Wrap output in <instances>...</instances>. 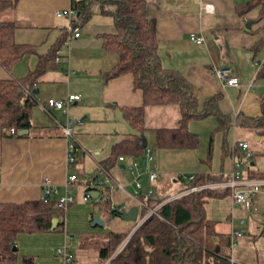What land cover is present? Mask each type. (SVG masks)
I'll use <instances>...</instances> for the list:
<instances>
[{
    "label": "crops",
    "instance_id": "0c3cea01",
    "mask_svg": "<svg viewBox=\"0 0 264 264\" xmlns=\"http://www.w3.org/2000/svg\"><path fill=\"white\" fill-rule=\"evenodd\" d=\"M72 1L0 0V24H14L15 41L34 49L33 54L22 57L10 70L0 66V80L22 79L35 69L39 57L47 54L68 29L70 21H63L57 13L69 9ZM146 1L147 15L157 23L161 65L177 72L191 84L199 110L209 99L217 98L219 111L233 124L228 131L233 145L220 132V136L213 140V157L206 159L208 161L199 159L196 149H160L156 146V132L179 128L183 109L178 104L149 105L145 108L144 132L139 138L143 146L152 151L154 161L147 163L145 154L138 157L121 155L107 169L103 162L112 155L114 146L134 137L116 118L117 111L121 110L124 116L126 108L142 106L144 97L143 92L135 88L132 74L110 77L119 64L117 52L106 46V36L116 33L115 19L105 16L96 22L90 21L80 29L82 34L79 38L67 41L63 46L60 60L56 61L59 68L48 71L36 83L39 104L32 110L29 133L0 139V203L22 204L42 199L57 201L55 196L46 193L43 182L49 179L63 190L68 177L77 176L74 189L78 194L75 203L66 209L65 231L20 234L16 245L17 264H24L25 259L27 264H63L55 253L58 247L70 244L76 233L95 238V229L106 228L109 222L110 229L104 243H107L109 233L130 237L138 229L140 218L137 223L124 221L110 213L108 204L111 208L126 207L125 214L133 207L139 208L147 199L166 203L181 190L180 176H228L235 170L236 158H242L244 154L240 148L235 150L237 142L249 144L247 138L254 134L250 129L235 125V122L239 113L253 117L261 114L264 79H257V72L264 65V46L258 55L254 51L256 45L264 40V22L257 21L260 7L249 9L252 0ZM206 6H212L213 12H206ZM250 21L255 24L248 29L246 26ZM192 35L203 37L205 41H193ZM216 67L233 70L239 86H224L215 73ZM73 94L80 95L81 100L73 102L66 113L54 109L52 117L42 108L49 99L66 101ZM69 119L74 120L75 136L85 150L79 154L72 168L67 166L68 140L60 127ZM195 121L191 120L188 125L193 133L197 132L193 128L197 125ZM239 128L243 131H238ZM225 144L228 145L226 155ZM251 148L249 144V151L253 153ZM121 157L125 160L121 161ZM134 163L138 164L136 175H140L143 186L139 193L130 170ZM253 166L246 168L250 171ZM101 167L107 169L122 188L111 190L107 205L105 202L90 204L85 200V188L89 182L101 177ZM241 168L239 171L243 175ZM151 170L158 173L156 183L150 181ZM243 176L255 180L250 178V174ZM256 178L260 180L264 176ZM149 190H153L154 196L148 197ZM262 196L264 192L252 196L250 208L240 206L234 211L230 196L227 203V197L221 199L224 201L221 202L223 210L220 214L224 212L221 218L213 211L220 199H211L206 207V217L217 222V232L222 235L217 239L220 246L217 251L226 255L231 264H264V213L252 211L259 206L264 208ZM96 205L107 216L106 219L99 216L105 222L104 227L92 226L98 216ZM233 229L245 233L244 237L236 240L234 247L231 246ZM96 264H100L99 258Z\"/></svg>",
    "mask_w": 264,
    "mask_h": 264
},
{
    "label": "trees",
    "instance_id": "16d2710c",
    "mask_svg": "<svg viewBox=\"0 0 264 264\" xmlns=\"http://www.w3.org/2000/svg\"><path fill=\"white\" fill-rule=\"evenodd\" d=\"M257 7H260L257 21L264 22V0H252L248 5L249 9ZM71 8L76 12L71 21L74 29L86 27L96 14L115 19L116 33L106 36V46L109 50L117 52L119 64L110 77L132 74L135 88L141 90L144 97L142 106L124 110V118L134 130L143 134L147 106L178 104L183 109L180 127L158 130V148L198 149L200 139L189 130V122L210 116L217 119L219 132L227 136L233 124L219 111L217 98L209 99L204 108L199 110L191 84L177 72L167 70L161 65L157 23L147 15L146 0H73ZM68 29L47 54L39 57L35 69L26 77L0 80V139L19 137V132L31 129L32 110L39 104L34 86L45 73L59 68L56 62L57 54L68 41ZM15 31L16 26L12 23L0 24V66L8 70L22 57L34 53L31 46L15 41ZM263 46L264 40L256 45V55ZM257 79H264V65L259 68ZM235 125L250 129L257 137L264 139V99L259 116L239 113ZM10 129H14L16 133L7 134ZM212 146L213 139L209 148L210 160ZM146 149L140 138L134 136L115 145L112 155L103 165L110 169L121 155L138 157L145 154ZM224 153L228 154L227 144L224 146ZM243 156L244 154L241 157ZM192 176L194 179L191 181L183 180L180 176L181 190L178 193L186 188L227 180L225 175ZM250 178L259 179L256 176ZM106 195L108 196V192ZM228 196H231L230 189H207L165 203L157 214L150 216L130 237L127 234L109 233L107 243L99 252L100 264H231L226 255L217 251V248H220L217 239L222 237L217 232V222L206 217V207L211 199H223ZM162 202L154 199L146 201L149 207H155ZM107 206L112 215H122L109 204ZM65 213L66 209L58 208L57 201L50 199L22 204L0 203V264H17L18 250L14 251V247L20 234L64 232ZM55 218L59 223L53 230ZM26 262L27 259L24 264H27Z\"/></svg>",
    "mask_w": 264,
    "mask_h": 264
},
{
    "label": "built area",
    "instance_id": "2783aa9c",
    "mask_svg": "<svg viewBox=\"0 0 264 264\" xmlns=\"http://www.w3.org/2000/svg\"><path fill=\"white\" fill-rule=\"evenodd\" d=\"M213 7L212 6H206L205 11L206 12H213ZM76 16L75 10H73L71 7L69 9L60 11L57 13V17H67L70 20V25H69V33L70 37L68 41H72L73 39H77L81 36V30L80 28H72L71 21L72 19ZM191 39L196 42H204L203 37H199L196 35H192ZM60 54L59 52L57 54V59L56 61L59 62L60 60ZM215 73L217 77L223 82L224 86H239V80L238 77L235 75L233 70L231 69H222L219 67L215 68ZM36 88V85L34 86ZM35 91V90H34ZM81 96L80 95H70L66 101H59L55 99H49L46 103V105H43L42 108L52 116V110H60L63 111L64 113L67 112V108L73 104L75 101H80ZM53 117V116H52ZM74 120L69 119L66 125H60L62 128V131L65 135V137L68 140V150H67V166L69 168H72L74 164L77 161V158L80 153L85 152L83 147L79 144L75 132H74ZM16 132L14 129H10L7 131V134L9 135H14ZM238 147L244 152V156L241 158L243 159H251L253 157V154L249 151V144L245 142H240L238 144ZM145 158L146 162L150 163L154 161V155L151 150L146 149L145 151ZM121 161L125 160L123 157L120 158ZM138 164L134 163L131 167L130 170L132 174L135 176L134 177V184L136 188V192L139 193L142 189V183L140 180V175H136V168ZM241 167V164H236L235 165V170L232 171V173L228 174L227 180L223 182H217L213 184H208L204 186H199V187H192V188H186L185 190L181 191L178 193L176 196L172 197L169 199L167 202L178 199L184 195L201 191V190H207V189H219V190H225V189H230L231 190V201H232V210H236L240 206H245L247 208H250L251 206V201L250 198L252 196H255L259 193H263L264 191V179H258V180H251L248 178H245L239 171ZM101 172L100 175L101 177L98 178L96 181L89 182L86 185V194H85V200H92L95 203L99 202H107L109 201V196L106 195L111 192V190L115 187L122 188L118 183L115 182L114 178L112 177L111 173L101 167L100 168ZM149 178L151 183H156L158 180V173L151 170L149 171ZM183 180H193L194 176L192 175H183L182 176ZM77 180L76 175H71L68 177L67 182L63 186V190H61L58 186L53 184L49 179L45 180L43 182V186L45 188V191L48 195H53L57 199V206L58 208L61 209H67V207L73 203H75V197H74V183ZM89 190V191H88ZM91 191H97L100 193L99 198L93 199L90 192ZM154 196L153 190L148 191V197ZM166 202V203H167ZM165 203H160L156 207L150 209V207L147 205L146 202L142 203L140 205L139 209V223H138V228L153 214H157L158 210L164 205ZM113 210H118L120 214H123L126 211V207H112ZM146 209V211H144ZM243 223V222H242ZM231 224H234L233 221H231ZM245 236V233L233 229L231 233V246L234 247L236 244V240L239 238H242ZM57 257H59L63 264H76V259L75 255L73 254L72 250L70 249V246L68 244H65L62 247H59L55 251Z\"/></svg>",
    "mask_w": 264,
    "mask_h": 264
},
{
    "label": "rangeland",
    "instance_id": "374dc122",
    "mask_svg": "<svg viewBox=\"0 0 264 264\" xmlns=\"http://www.w3.org/2000/svg\"><path fill=\"white\" fill-rule=\"evenodd\" d=\"M109 16H107L106 18H108ZM63 21H70L69 18L67 17H62ZM102 18H105V16L103 15H99L96 14L92 17L91 21L92 22H96L97 20H100ZM111 18V17H109ZM113 19V18H112ZM82 34V31H81ZM197 125H195L193 128L195 131V134L198 135L199 139H200V146L198 149L195 150V152H197V154H199V159L201 160H206L209 158V148H210V143L211 140L213 139L214 141L216 140L217 137L220 136V132L218 130V121L215 117L213 118H206L203 120H197L195 121ZM238 131L242 132L243 129L239 128ZM232 135L231 133H228L227 135V142H230V144L232 143ZM258 137L255 134L250 135V137H248V141L250 146L252 147V151H254L253 157L251 159H243L241 160V158L238 156L236 158V163L237 164H241L242 168L241 171L243 173V175H251V176H264V156L262 155V152L264 153V139L261 140V142L258 140H256ZM233 144H231L232 146ZM213 154V153H212ZM213 157V155H212ZM211 157V158H212ZM208 161V160H206ZM251 164H254L253 169L252 170H247V166H251ZM264 191V190H263ZM76 188L74 189V197L76 196ZM262 198H264L262 196ZM58 199V198H57ZM224 199V198H223ZM80 199H78L79 201ZM225 200V199H224ZM229 197H227L226 203L228 202ZM89 203L91 204L93 201L90 199L88 200ZM223 200L220 199V202L218 205H215L216 207L214 208L213 211L218 213V217H222L224 216V212L222 214H220V212L223 210L222 209V202ZM224 202V201H223ZM98 207V205H96V208ZM95 208V209H96ZM225 208V207H224ZM252 211H256L258 212V214H262L264 213V208L263 206H259L256 208H253ZM96 212L98 214V217L101 216L103 217V219H106L107 216H105V214H103L100 211V208L96 209ZM262 218H264V216H262ZM108 223V221H107ZM110 229V222L107 224L106 228H101V229H95L97 230V232H95L96 237H88L87 235H83V237L81 236V234H74L75 238L73 241L70 242V244H68L70 246V249L73 251V254L75 255V259L78 261V264H96V262L98 261L99 258V252H100V248L101 246H104L106 243V239L105 236L108 233V230ZM124 246V244L118 249L120 250L122 247ZM62 247V246H60ZM59 248V247H58Z\"/></svg>",
    "mask_w": 264,
    "mask_h": 264
},
{
    "label": "water",
    "instance_id": "95a60500",
    "mask_svg": "<svg viewBox=\"0 0 264 264\" xmlns=\"http://www.w3.org/2000/svg\"><path fill=\"white\" fill-rule=\"evenodd\" d=\"M254 24H255V22L250 21V22L247 23V26L246 27L248 29H251ZM34 93L35 94H38L39 93V90H35ZM116 118L127 127L128 131H129V133L131 135L138 136V137L141 136V133L139 131L134 130L129 125V123L127 122V120L124 118L121 110H118L117 111ZM28 133H29V130H23V131L19 132V136L22 137L24 135H27ZM259 139L260 138L258 137L256 140L258 141ZM90 194H91V196H92L93 199H97L100 196V193L97 192V191H91ZM138 217H139V208L138 207H133L128 212H126L125 214H123V215L120 216V218L122 220L127 221V222H133V223H137L138 222ZM58 223H59V220L55 218L53 220V228H52L53 230L57 228ZM92 226H94V227H96V226L104 227L105 226V222L103 220H101L100 218L95 217L94 220H93ZM17 250H18L17 249V246H15L14 247V251H17Z\"/></svg>",
    "mask_w": 264,
    "mask_h": 264
}]
</instances>
